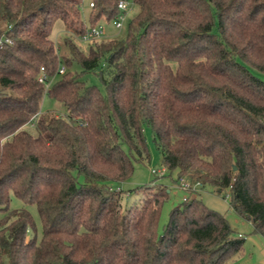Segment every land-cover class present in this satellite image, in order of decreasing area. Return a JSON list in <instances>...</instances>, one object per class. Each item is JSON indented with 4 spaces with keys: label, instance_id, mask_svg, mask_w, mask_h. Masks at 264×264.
Segmentation results:
<instances>
[{
    "label": "trees",
    "instance_id": "trees-1",
    "mask_svg": "<svg viewBox=\"0 0 264 264\" xmlns=\"http://www.w3.org/2000/svg\"><path fill=\"white\" fill-rule=\"evenodd\" d=\"M117 2L90 0L86 26L82 0H0V40H11L0 46V264H227L243 239L197 197L161 232L164 185L122 206L114 184L131 158H148L145 127L176 181L228 190L264 237V0H134L123 38L80 49L75 39L113 21ZM90 71L104 91L82 79ZM44 94L63 115L40 111ZM11 196L24 205L10 209Z\"/></svg>",
    "mask_w": 264,
    "mask_h": 264
},
{
    "label": "rangeland",
    "instance_id": "rangeland-1",
    "mask_svg": "<svg viewBox=\"0 0 264 264\" xmlns=\"http://www.w3.org/2000/svg\"><path fill=\"white\" fill-rule=\"evenodd\" d=\"M136 12L137 6L134 5L132 10L126 14V19L120 29L115 28L112 21L107 22L103 19L99 20L97 26L102 28V35L104 38H123L127 33L128 23ZM90 13V0H82L80 14L86 26H89L90 24ZM64 35L65 32L62 22H55L51 31V38L54 40L55 46L61 55L63 53L61 42ZM75 42L80 49L85 51L88 49V46H90L87 41L79 38L75 39ZM74 69L80 72V68L76 63H74ZM258 75L262 79L264 78V75L260 73H258ZM81 77L86 84L95 85L100 91H104L96 72H85L81 74ZM54 78H51V81H53ZM40 111L54 112L57 115H63L65 108L60 102L44 94L40 103ZM28 128L31 129V131H34L31 126ZM144 135L146 138L147 153L149 155L148 158L143 160L131 158L133 169L130 177L123 182L114 184L115 188H120L124 191L122 206L126 208L138 204L143 189L150 183L164 185L168 190V194L160 211L158 231L161 232L168 222L171 210L174 207L181 206L182 201H184V196L187 198L197 197L206 207L217 211L227 220L233 230V238L243 239L242 248L227 262V264H264V237L261 234L254 232L253 225L232 210L229 204L230 195L228 190L216 192L209 185H206L205 187L196 185L191 192L182 190L179 187V182L176 181L177 172H168L162 163L161 152L156 145L149 127H145ZM123 149L126 152L128 151L126 146H123ZM160 168H164L165 171L160 173L158 171ZM153 170L155 171L153 172ZM129 191L132 192L128 193ZM23 205L24 204L20 199L11 196L9 203L10 209L21 208ZM27 208L35 221L36 238L40 239L42 234V224L37 209L35 205H28Z\"/></svg>",
    "mask_w": 264,
    "mask_h": 264
},
{
    "label": "built area",
    "instance_id": "built-area-1",
    "mask_svg": "<svg viewBox=\"0 0 264 264\" xmlns=\"http://www.w3.org/2000/svg\"><path fill=\"white\" fill-rule=\"evenodd\" d=\"M134 0H118L117 6L119 9L118 15L113 19L112 23L115 28L120 29L123 25L124 20L126 19V14L130 12L134 6ZM92 5V3H90ZM102 28L100 26H94L88 29V31L83 34L79 39L84 40V41H93L96 39H99L103 37L102 35ZM3 42H11L9 38H4V40H0V46L2 45ZM65 70V67L61 65L59 67V73H63ZM39 81L45 83V87L49 86V82L46 81V76L44 74H41L39 77ZM155 170H153L154 172ZM160 173H163L165 171L164 168H160L158 170ZM179 187L186 191V192H191L194 188V186L199 185L191 183L187 178L182 177L179 179ZM187 197H183V200H187Z\"/></svg>",
    "mask_w": 264,
    "mask_h": 264
}]
</instances>
